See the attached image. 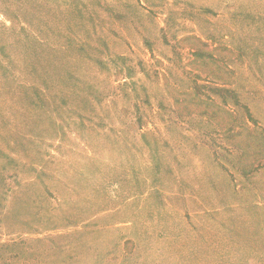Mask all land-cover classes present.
Instances as JSON below:
<instances>
[{
	"label": "rangeland",
	"instance_id": "374dc122",
	"mask_svg": "<svg viewBox=\"0 0 264 264\" xmlns=\"http://www.w3.org/2000/svg\"><path fill=\"white\" fill-rule=\"evenodd\" d=\"M0 264H264V0H0Z\"/></svg>",
	"mask_w": 264,
	"mask_h": 264
}]
</instances>
